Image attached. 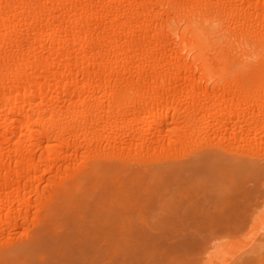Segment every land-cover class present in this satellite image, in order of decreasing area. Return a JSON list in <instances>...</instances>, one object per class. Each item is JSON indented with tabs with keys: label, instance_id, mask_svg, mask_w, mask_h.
Returning <instances> with one entry per match:
<instances>
[{
	"label": "bare ground",
	"instance_id": "6f19581e",
	"mask_svg": "<svg viewBox=\"0 0 264 264\" xmlns=\"http://www.w3.org/2000/svg\"><path fill=\"white\" fill-rule=\"evenodd\" d=\"M185 156L223 190L264 169V0H0V264L85 200L105 226Z\"/></svg>",
	"mask_w": 264,
	"mask_h": 264
},
{
	"label": "rangeland",
	"instance_id": "374dc122",
	"mask_svg": "<svg viewBox=\"0 0 264 264\" xmlns=\"http://www.w3.org/2000/svg\"><path fill=\"white\" fill-rule=\"evenodd\" d=\"M178 159L184 172L161 188L144 185L130 195L139 204L107 201L105 226L94 222L96 199L80 203V211L65 213L20 264H207L211 245L229 250L212 264H264V224L253 230L264 212L256 208L263 201L264 169L244 166L223 190L208 164L193 156ZM115 213L122 214L123 226L114 223ZM252 232L262 245L259 254L250 251L254 244L245 247Z\"/></svg>",
	"mask_w": 264,
	"mask_h": 264
}]
</instances>
